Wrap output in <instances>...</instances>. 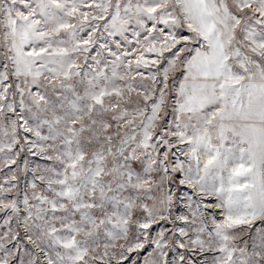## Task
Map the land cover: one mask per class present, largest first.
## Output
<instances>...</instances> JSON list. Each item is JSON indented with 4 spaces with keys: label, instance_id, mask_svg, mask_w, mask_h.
Wrapping results in <instances>:
<instances>
[{
    "label": "snow or ice",
    "instance_id": "6c2138e0",
    "mask_svg": "<svg viewBox=\"0 0 264 264\" xmlns=\"http://www.w3.org/2000/svg\"><path fill=\"white\" fill-rule=\"evenodd\" d=\"M0 264H264V0H0Z\"/></svg>",
    "mask_w": 264,
    "mask_h": 264
}]
</instances>
